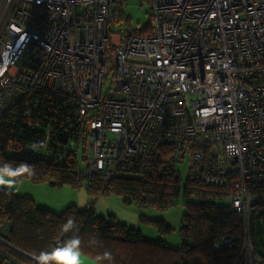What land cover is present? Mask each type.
Instances as JSON below:
<instances>
[{
	"label": "built area",
	"instance_id": "obj_1",
	"mask_svg": "<svg viewBox=\"0 0 264 264\" xmlns=\"http://www.w3.org/2000/svg\"><path fill=\"white\" fill-rule=\"evenodd\" d=\"M147 1V30L113 39L117 0H0V116L19 92L68 94L86 120L81 171L105 183L190 150L194 173L205 168L204 182L228 190L243 213L233 264H264L249 236L256 195L247 190L264 183V0ZM10 230L0 218V264H21L8 249L27 253Z\"/></svg>",
	"mask_w": 264,
	"mask_h": 264
},
{
	"label": "trees",
	"instance_id": "obj_2",
	"mask_svg": "<svg viewBox=\"0 0 264 264\" xmlns=\"http://www.w3.org/2000/svg\"><path fill=\"white\" fill-rule=\"evenodd\" d=\"M118 5L122 6L119 0L111 11V23L121 15ZM112 51L108 49L109 60ZM85 126V118L68 94L42 89L15 94L0 116V173H9L14 179L48 180L57 187L85 183L90 193H113L139 207L165 209L182 195L185 211L179 228L180 244L171 246L164 238L147 237L115 215H98L91 203L85 207L69 204L54 211L37 205L28 193L3 188L0 218L11 224L10 243L27 253L8 249L11 257L21 264H64L66 253L74 249L99 264L240 261L245 239L243 213L233 209L228 190L204 182L205 168L194 173L190 150L173 163H168L165 152L148 170L105 183L99 175L84 174L80 169L78 151L85 160ZM186 158L188 174L183 182L176 164ZM247 190L256 195L249 209V236L255 253L264 258V183L247 184ZM139 220L153 224L162 235L173 230L162 217L140 215ZM223 235L230 237L229 243L215 247Z\"/></svg>",
	"mask_w": 264,
	"mask_h": 264
},
{
	"label": "rangeland",
	"instance_id": "obj_3",
	"mask_svg": "<svg viewBox=\"0 0 264 264\" xmlns=\"http://www.w3.org/2000/svg\"><path fill=\"white\" fill-rule=\"evenodd\" d=\"M122 3L118 5L121 15L118 21L109 25L110 36L116 38V34L130 31H140L149 25L150 12L147 0H119ZM110 65V64H108ZM109 80H104V89L107 88ZM86 150L84 151V157ZM78 160L80 169L85 168V161L82 158L81 151H78ZM176 169L181 175V181L184 182L188 174L187 158L183 162L176 164ZM84 173V172H82ZM85 174V173H84ZM121 175H134L135 173L120 172ZM0 180L3 181L5 189H12L16 193L30 194L37 205L48 207L54 211H61L69 204H76L85 207L92 204L96 214L107 217L109 214L115 215L116 219L129 226L139 228L141 232L150 238H164L171 246L180 244L179 228L181 226L182 214L185 211L183 201L184 196L180 195L176 202L165 208L158 209L152 206H138L135 202L125 203L123 197L113 193H90L85 188V183L81 186L63 185L60 187L51 185L48 180L33 181L28 177L14 179L9 173H0ZM228 200V199H227ZM147 218L162 217L169 223L173 230L162 235L153 224L140 221L139 216ZM264 228V223H262ZM14 246V245H13Z\"/></svg>",
	"mask_w": 264,
	"mask_h": 264
},
{
	"label": "crops",
	"instance_id": "obj_4",
	"mask_svg": "<svg viewBox=\"0 0 264 264\" xmlns=\"http://www.w3.org/2000/svg\"><path fill=\"white\" fill-rule=\"evenodd\" d=\"M64 264H99V263L74 249H69L64 257Z\"/></svg>",
	"mask_w": 264,
	"mask_h": 264
},
{
	"label": "water",
	"instance_id": "obj_5",
	"mask_svg": "<svg viewBox=\"0 0 264 264\" xmlns=\"http://www.w3.org/2000/svg\"><path fill=\"white\" fill-rule=\"evenodd\" d=\"M105 187V186H104ZM4 188L3 184L0 183V191H2Z\"/></svg>",
	"mask_w": 264,
	"mask_h": 264
},
{
	"label": "bare ground",
	"instance_id": "obj_6",
	"mask_svg": "<svg viewBox=\"0 0 264 264\" xmlns=\"http://www.w3.org/2000/svg\"><path fill=\"white\" fill-rule=\"evenodd\" d=\"M32 258H33L34 260H37V258H36V257H34V256H32Z\"/></svg>",
	"mask_w": 264,
	"mask_h": 264
},
{
	"label": "clouds",
	"instance_id": "obj_7",
	"mask_svg": "<svg viewBox=\"0 0 264 264\" xmlns=\"http://www.w3.org/2000/svg\"><path fill=\"white\" fill-rule=\"evenodd\" d=\"M0 183H3V181L2 180H0ZM17 248V247H16ZM19 249V248H18Z\"/></svg>",
	"mask_w": 264,
	"mask_h": 264
}]
</instances>
